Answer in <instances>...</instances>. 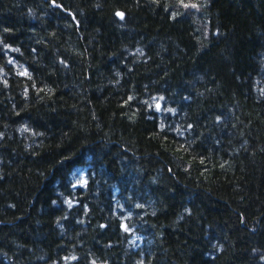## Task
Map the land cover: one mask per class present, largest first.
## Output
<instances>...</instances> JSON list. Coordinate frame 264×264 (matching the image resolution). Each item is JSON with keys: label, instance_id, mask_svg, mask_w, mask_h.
I'll list each match as a JSON object with an SVG mask.
<instances>
[{"label": "trees", "instance_id": "trees-1", "mask_svg": "<svg viewBox=\"0 0 264 264\" xmlns=\"http://www.w3.org/2000/svg\"><path fill=\"white\" fill-rule=\"evenodd\" d=\"M0 264H264V0H0Z\"/></svg>", "mask_w": 264, "mask_h": 264}, {"label": "rangeland", "instance_id": "rangeland-1", "mask_svg": "<svg viewBox=\"0 0 264 264\" xmlns=\"http://www.w3.org/2000/svg\"><path fill=\"white\" fill-rule=\"evenodd\" d=\"M188 9H189V10H194V9H195V6H192V4H191V5H188ZM75 177H76L77 179H81V178H83V172L78 171V172L76 173ZM131 241H132L133 243H136V242L138 241V237H137V235H136L135 233H133V234L131 235Z\"/></svg>", "mask_w": 264, "mask_h": 264}, {"label": "snow or ice", "instance_id": "snow-or-ice-1", "mask_svg": "<svg viewBox=\"0 0 264 264\" xmlns=\"http://www.w3.org/2000/svg\"><path fill=\"white\" fill-rule=\"evenodd\" d=\"M193 6H195V5H193ZM117 15H119V16H121V17L123 16V14H122V13H117Z\"/></svg>", "mask_w": 264, "mask_h": 264}, {"label": "water", "instance_id": "water-1", "mask_svg": "<svg viewBox=\"0 0 264 264\" xmlns=\"http://www.w3.org/2000/svg\"><path fill=\"white\" fill-rule=\"evenodd\" d=\"M119 16V15H118Z\"/></svg>", "mask_w": 264, "mask_h": 264}]
</instances>
